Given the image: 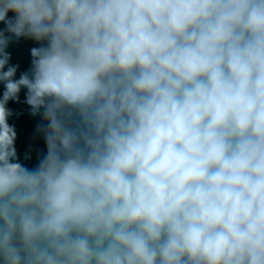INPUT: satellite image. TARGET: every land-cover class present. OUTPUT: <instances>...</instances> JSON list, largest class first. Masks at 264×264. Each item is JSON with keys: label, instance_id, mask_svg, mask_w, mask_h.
<instances>
[{"label": "clouds", "instance_id": "9594fccd", "mask_svg": "<svg viewBox=\"0 0 264 264\" xmlns=\"http://www.w3.org/2000/svg\"><path fill=\"white\" fill-rule=\"evenodd\" d=\"M0 22V264H264V0H0Z\"/></svg>", "mask_w": 264, "mask_h": 264}, {"label": "water", "instance_id": "95a60500", "mask_svg": "<svg viewBox=\"0 0 264 264\" xmlns=\"http://www.w3.org/2000/svg\"><path fill=\"white\" fill-rule=\"evenodd\" d=\"M13 13L9 12L8 17L12 18ZM6 25L0 22V30H4ZM40 44L27 38H13L6 51L10 54L9 65L17 66L15 79H19L21 73L27 72L31 67V49L39 47ZM7 70V66L5 67ZM4 84L0 82V99H2ZM26 89H21L19 100H10L7 108L13 113L8 118V123L16 130L15 148L17 151V161L25 167L32 169L38 165L39 159L46 154L47 148L42 134H38L36 129L38 124L45 123L40 115L33 116L30 107L25 103ZM43 111V110H41ZM30 158L26 159L25 157Z\"/></svg>", "mask_w": 264, "mask_h": 264}]
</instances>
